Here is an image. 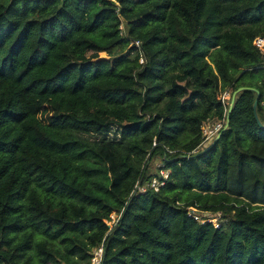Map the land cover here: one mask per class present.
I'll use <instances>...</instances> for the list:
<instances>
[{
	"label": "trees",
	"instance_id": "obj_1",
	"mask_svg": "<svg viewBox=\"0 0 264 264\" xmlns=\"http://www.w3.org/2000/svg\"><path fill=\"white\" fill-rule=\"evenodd\" d=\"M259 35L264 0H0V264H264Z\"/></svg>",
	"mask_w": 264,
	"mask_h": 264
},
{
	"label": "built area",
	"instance_id": "obj_2",
	"mask_svg": "<svg viewBox=\"0 0 264 264\" xmlns=\"http://www.w3.org/2000/svg\"><path fill=\"white\" fill-rule=\"evenodd\" d=\"M120 28L122 29V26H120ZM252 44H253V46H255L257 48V50L259 52L260 60H261V67L264 69V36L259 35V36L254 37L252 40ZM135 45L138 46L139 42L136 41ZM140 62H143L142 58L140 59ZM230 98H231V91L230 90H226L221 94L220 101L222 102V104L224 106L223 117L221 119L217 120L216 122H206L203 124V126H202V141L199 145L200 148L210 144L217 137L220 130L224 127L225 121H226L227 108L229 107V104H230ZM259 105L264 112V95L260 99ZM153 145H155V143H153ZM159 173L161 174L162 178H158L156 176H153L151 178V180L148 183H146L145 186H149V187L153 188L155 191H158L159 187L164 184V181L168 177L169 172L164 170V169H159ZM136 189H140V191H144L145 187L140 186V184H137ZM190 214H192L195 219H198V216L194 215L195 213H194L193 209L190 210ZM109 217H110V219L106 220V223L109 227H112V225L117 221L119 214L113 212L110 214ZM206 220L212 221V219H210V218L206 219ZM206 220H203V221H206ZM214 224H215V226H218L217 223H214ZM103 253H104L103 244H101L97 247H94L91 250V256L89 259V264H102Z\"/></svg>",
	"mask_w": 264,
	"mask_h": 264
},
{
	"label": "water",
	"instance_id": "obj_3",
	"mask_svg": "<svg viewBox=\"0 0 264 264\" xmlns=\"http://www.w3.org/2000/svg\"><path fill=\"white\" fill-rule=\"evenodd\" d=\"M243 88H246V87H239L237 88L235 91L232 92L231 94V98H230V104H229V107H228V110H227V117H226V121H225V125H224V129L227 128L228 124H229V121H228V114L229 112L231 111L232 109V106H233V103H234V100H235V95L237 94V92L241 91ZM248 88H251L255 94H256V97L254 98L253 100V103H252V110H253V115L258 123V125L261 127V128H264V124L261 122L260 120V117L258 115V99H259V91L258 89L254 88V87H248ZM219 137V134L217 135V137L214 139L217 140Z\"/></svg>",
	"mask_w": 264,
	"mask_h": 264
},
{
	"label": "rangeland",
	"instance_id": "obj_4",
	"mask_svg": "<svg viewBox=\"0 0 264 264\" xmlns=\"http://www.w3.org/2000/svg\"><path fill=\"white\" fill-rule=\"evenodd\" d=\"M101 57H105V55L101 54ZM253 78H254V81H256V82L258 81V75L254 74ZM263 114H264V112H263ZM111 129L112 130L109 134H107V135H96V137H99V138L106 137L107 139H118V134H117L118 130L115 127H112ZM160 165H161V162L156 159L149 164L148 168H151V170H153V168L157 169ZM217 218H218V216L213 217V218L211 217L210 219H212V221L214 223H217Z\"/></svg>",
	"mask_w": 264,
	"mask_h": 264
}]
</instances>
